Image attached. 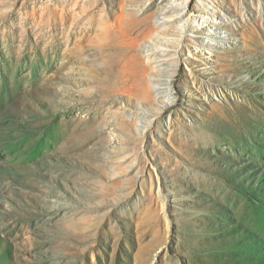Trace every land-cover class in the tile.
Returning <instances> with one entry per match:
<instances>
[{
  "label": "rangeland",
  "instance_id": "374dc122",
  "mask_svg": "<svg viewBox=\"0 0 264 264\" xmlns=\"http://www.w3.org/2000/svg\"><path fill=\"white\" fill-rule=\"evenodd\" d=\"M0 264H264V0H0Z\"/></svg>",
  "mask_w": 264,
  "mask_h": 264
},
{
  "label": "bare ground",
  "instance_id": "6f19581e",
  "mask_svg": "<svg viewBox=\"0 0 264 264\" xmlns=\"http://www.w3.org/2000/svg\"><path fill=\"white\" fill-rule=\"evenodd\" d=\"M188 7H186V6H183L182 8H181V13L182 12H185L186 11V9H187ZM165 11V8L162 10V12H164ZM181 13H179V14H177V15H181ZM169 17H167L168 19H171V20H169V21H171V22H168V23H172V24H174V25H176L177 24V17H175L174 15H168ZM173 18V19H172Z\"/></svg>",
  "mask_w": 264,
  "mask_h": 264
}]
</instances>
